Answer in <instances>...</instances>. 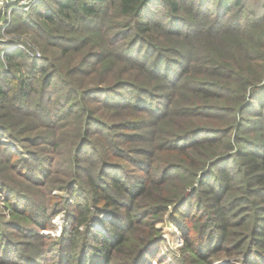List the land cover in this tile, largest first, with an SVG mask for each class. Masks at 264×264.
Here are the masks:
<instances>
[{"label":"trees","instance_id":"obj_1","mask_svg":"<svg viewBox=\"0 0 264 264\" xmlns=\"http://www.w3.org/2000/svg\"><path fill=\"white\" fill-rule=\"evenodd\" d=\"M39 1L25 28L81 58L62 67L12 49L6 67L0 59V137L43 129L21 139L24 158L0 145V168L28 182L4 187L17 205L0 221V264H149L159 239L143 228L171 204L187 264L221 252L264 264V0ZM201 41L203 53L191 48ZM109 64L121 65L113 77ZM93 72L103 78L86 83ZM66 132L59 166L49 147ZM180 174L181 194L167 197L161 186ZM53 184L69 202H49ZM62 210L67 227L45 243L38 231Z\"/></svg>","mask_w":264,"mask_h":264},{"label":"rangeland","instance_id":"obj_2","mask_svg":"<svg viewBox=\"0 0 264 264\" xmlns=\"http://www.w3.org/2000/svg\"><path fill=\"white\" fill-rule=\"evenodd\" d=\"M42 1V0H40ZM39 1V2H40ZM38 4V3H37ZM36 4V5H37ZM35 5V6H36ZM41 7V6H38ZM33 8H28L24 10H16L12 12L9 16L3 15L0 16V43L8 44L9 47L6 48L4 51L0 52V59L4 62V66L6 67V61L4 60L5 53L11 51L13 47L14 49L20 50L23 52L26 56L34 59H40L44 57L45 55L50 56L54 59L57 64H59L62 67H65V65H77L79 64L78 61L81 57H79V54H74L72 56L68 55H62L60 50L57 47L53 46H46L43 43L36 42V39L32 36V34L25 28V23H30L31 18L33 17ZM17 12V14H15ZM4 21V22H3ZM7 22V26L4 29H1L2 25H4ZM123 18L120 17L118 19L115 18V24L117 29H119V24H122ZM16 24L18 25L17 29ZM15 25V26H14ZM124 29V28H123ZM228 36V35H227ZM226 40V38H225ZM242 40V39H241ZM245 41V40H243ZM210 41H201L194 43L191 45V48H195L198 50L199 53H203L204 51V44H208ZM217 46H222V40L217 41ZM12 45V46H11ZM20 46V47H19ZM11 49V50H10ZM213 49L216 50V45L214 44ZM103 52H107L110 50L108 46L104 45L101 49ZM110 66H113L112 68ZM110 67V75L113 77L117 74L118 69H121V65L119 64H109L105 68H108L106 71L109 70ZM90 67H87L89 69ZM23 71H19L18 75L24 74ZM130 72V71H129ZM95 73L89 74L87 78L85 79L86 83H98L99 80H101L103 77L98 75V77L95 79L92 77ZM91 75V76H90ZM21 120V119H20ZM112 120H109V122ZM179 120H177L178 122ZM198 125V123L194 122L191 126ZM33 123H29L28 126L22 128V129H28L27 131H24V133H13L9 132L0 137V145L6 146L12 153L17 154L20 159L25 157L26 153V147L21 142V139H24V137H34L37 135L39 131H43L42 128L32 129ZM203 126V124L201 125ZM176 127V125L174 126ZM185 127H189V125H186ZM20 127H18L19 129ZM144 128H142L143 131ZM181 127H177L175 132H179ZM170 130V128H168ZM58 136V149L55 150L53 147H49V150L53 151V156H55L56 159L59 160V166H61L63 163L67 161V156H64L66 151L69 150V148L72 147L73 139H72V133H62ZM1 148V147H0ZM61 152L63 156L61 158H58L57 151ZM218 151V150H215ZM27 155V154H26ZM162 155V154H160ZM165 158H168L170 163L176 164L177 160L175 159L174 155L171 154H164L162 155ZM181 173V172H180ZM180 177H176L175 179H169L164 185L161 187L164 189L166 196L169 198H176L181 194L183 187V181L184 176L183 174H180ZM54 182H57L54 181ZM25 185H28V182H26L24 179H22L20 176H18L15 172L14 174L11 173L8 169L0 168V221L1 222H9L12 220V210L17 205V198L14 197L13 194L10 197V200H6V195H9L10 192L8 189L14 188L16 191H24L23 189ZM10 187L8 189H5L4 187ZM34 187V186H33ZM51 187V186H50ZM52 190L50 193L48 192V199L50 203L54 204L59 203L60 200L63 202H69L70 198L69 195H67V192L65 191V188H63L60 184H53ZM34 189V188H33ZM37 189V188H36ZM35 190V189H34ZM189 190V188H186L185 191ZM26 191V190H25ZM184 191V192H185ZM32 192V190H31ZM9 193V194H8ZM28 193V192H27ZM30 194V193H29ZM34 194V193H33ZM29 196V195H28ZM31 196V195H30ZM59 205V204H58ZM63 205V204H62ZM174 204L168 205L167 210L164 211L162 216L160 217V220H157L155 222V225L153 227V232L150 229L149 225H146L143 228V235L149 236L150 234L154 235L153 238L159 239L158 244L153 248H148V254L146 255V261L149 264H187L186 256L189 255L186 250L184 249V240L182 237V233L180 232V229L177 228L172 219V208ZM107 212H104L100 216V220L107 218ZM150 223V220L148 221ZM95 228L101 230V226L98 224L96 220H94V223L92 224ZM67 227L66 224V212L64 210L57 213L51 220L50 226L42 231H38L39 234L44 238V242L47 243L49 240L56 241L58 237L61 235L64 228ZM150 251L152 252L150 256ZM240 258L237 256H226L224 252L220 253V257L217 258L212 262V264H239Z\"/></svg>","mask_w":264,"mask_h":264},{"label":"built area","instance_id":"obj_3","mask_svg":"<svg viewBox=\"0 0 264 264\" xmlns=\"http://www.w3.org/2000/svg\"><path fill=\"white\" fill-rule=\"evenodd\" d=\"M38 1L39 0H0V16L3 15L9 16L12 12L16 10L28 9ZM6 26H7V22L4 25H2L1 29L5 30ZM14 48L15 47L11 49Z\"/></svg>","mask_w":264,"mask_h":264},{"label":"bare ground","instance_id":"obj_4","mask_svg":"<svg viewBox=\"0 0 264 264\" xmlns=\"http://www.w3.org/2000/svg\"><path fill=\"white\" fill-rule=\"evenodd\" d=\"M12 46V45H11Z\"/></svg>","mask_w":264,"mask_h":264}]
</instances>
